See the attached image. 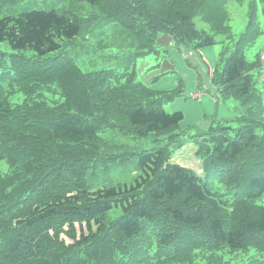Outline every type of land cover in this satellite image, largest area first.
<instances>
[{"label": "trees", "instance_id": "obj_1", "mask_svg": "<svg viewBox=\"0 0 264 264\" xmlns=\"http://www.w3.org/2000/svg\"><path fill=\"white\" fill-rule=\"evenodd\" d=\"M227 3L0 0V264H264V105L253 79L261 53L249 62L237 42L213 78L241 103L235 125L188 134L183 112L163 107L183 80L156 89L129 71L160 33L195 51L230 37ZM257 33L249 25L242 40ZM87 57L109 66L88 69ZM107 128L153 138L131 152L129 183L96 180L117 157L100 151ZM187 142L203 176L171 161Z\"/></svg>", "mask_w": 264, "mask_h": 264}, {"label": "rangeland", "instance_id": "obj_2", "mask_svg": "<svg viewBox=\"0 0 264 264\" xmlns=\"http://www.w3.org/2000/svg\"><path fill=\"white\" fill-rule=\"evenodd\" d=\"M40 6L43 7L39 4L33 7ZM227 7L230 14L228 22L230 37L216 35V42L213 45L195 51L176 47L169 34L160 33L155 41L156 51L142 54L129 67V71H134L136 80H141L156 89L175 91L177 79L183 80L182 94L165 102L163 107L168 112L176 110L183 112L184 118L180 127L186 134L207 129L211 125L216 126L220 121L235 125L233 118L240 113L241 103L232 97H223L218 91V82L213 78L221 71L224 57L229 55L237 42L241 44L249 62L255 61L257 55L264 52V14L259 0H228ZM194 22L198 28L210 32L209 24L199 17H196ZM249 25H252V29L256 28L258 33L254 37L242 40V35L249 30ZM97 58L87 57L85 65L88 69L109 66L98 60L93 62V59ZM112 61H116L120 68L127 65L126 58H114ZM261 61L264 63L263 59ZM259 72L254 71L253 79L261 91L264 105V82L260 81L264 67ZM100 135V151L117 157L107 161L109 163L107 166L99 167L96 180L102 185L131 182L138 172L137 154L131 152L137 153L152 148L154 145L152 136L135 137L110 128ZM171 161L192 168L201 176L204 175L200 157L196 154V146L192 142H187L176 150L171 156ZM206 181L213 189L220 191L224 188V184L215 177H207ZM257 203L264 204V195ZM62 238L70 242L65 234Z\"/></svg>", "mask_w": 264, "mask_h": 264}, {"label": "built area", "instance_id": "obj_3", "mask_svg": "<svg viewBox=\"0 0 264 264\" xmlns=\"http://www.w3.org/2000/svg\"><path fill=\"white\" fill-rule=\"evenodd\" d=\"M261 59H263L264 60V52H262V54H261ZM262 80H264V74H263V76H262V78H261Z\"/></svg>", "mask_w": 264, "mask_h": 264}, {"label": "crops", "instance_id": "obj_4", "mask_svg": "<svg viewBox=\"0 0 264 264\" xmlns=\"http://www.w3.org/2000/svg\"><path fill=\"white\" fill-rule=\"evenodd\" d=\"M173 162H175V161H173ZM198 174V173H197ZM200 175V174H199Z\"/></svg>", "mask_w": 264, "mask_h": 264}]
</instances>
